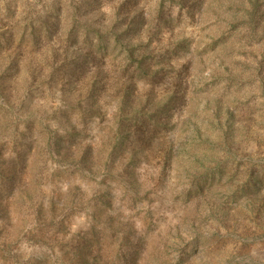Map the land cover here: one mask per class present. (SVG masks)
I'll use <instances>...</instances> for the list:
<instances>
[{
    "label": "rangeland",
    "instance_id": "1",
    "mask_svg": "<svg viewBox=\"0 0 264 264\" xmlns=\"http://www.w3.org/2000/svg\"><path fill=\"white\" fill-rule=\"evenodd\" d=\"M171 1L183 100L109 160L113 114L70 111L80 62L51 55L111 0H0V264H264V0Z\"/></svg>",
    "mask_w": 264,
    "mask_h": 264
},
{
    "label": "trees",
    "instance_id": "2",
    "mask_svg": "<svg viewBox=\"0 0 264 264\" xmlns=\"http://www.w3.org/2000/svg\"><path fill=\"white\" fill-rule=\"evenodd\" d=\"M153 1L111 0V11L103 12L102 23L96 26L90 22L80 27L78 19L72 17L66 38L60 39L51 55L60 67L80 62L75 71L82 92L70 111L81 120L91 119L105 108L106 114H113L106 134L114 135L109 160L124 151L122 139L126 135H139L144 143L156 139L168 129L173 106L183 100L179 94L182 77L190 73L192 61L180 59L187 49L185 41L161 45L160 35L166 30L162 24L168 23L170 15L167 0H157L155 6ZM161 88L165 91L159 95ZM112 103L115 112H109ZM117 147H121L118 152ZM89 152L87 148L83 161H89Z\"/></svg>",
    "mask_w": 264,
    "mask_h": 264
}]
</instances>
